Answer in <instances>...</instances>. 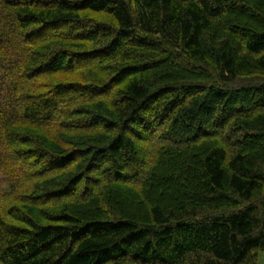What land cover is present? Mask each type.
Segmentation results:
<instances>
[{
  "label": "trees",
  "instance_id": "16d2710c",
  "mask_svg": "<svg viewBox=\"0 0 264 264\" xmlns=\"http://www.w3.org/2000/svg\"><path fill=\"white\" fill-rule=\"evenodd\" d=\"M0 264H257L264 0H0Z\"/></svg>",
  "mask_w": 264,
  "mask_h": 264
},
{
  "label": "rangeland",
  "instance_id": "374dc122",
  "mask_svg": "<svg viewBox=\"0 0 264 264\" xmlns=\"http://www.w3.org/2000/svg\"><path fill=\"white\" fill-rule=\"evenodd\" d=\"M0 176H2V174H0ZM257 264H264V252H259L257 258Z\"/></svg>",
  "mask_w": 264,
  "mask_h": 264
}]
</instances>
